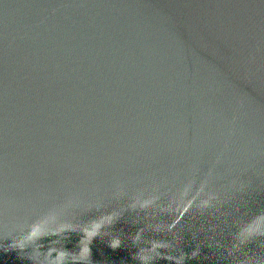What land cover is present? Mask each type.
I'll use <instances>...</instances> for the list:
<instances>
[{"label": "water", "instance_id": "95a60500", "mask_svg": "<svg viewBox=\"0 0 264 264\" xmlns=\"http://www.w3.org/2000/svg\"><path fill=\"white\" fill-rule=\"evenodd\" d=\"M0 264H264V0H0Z\"/></svg>", "mask_w": 264, "mask_h": 264}]
</instances>
